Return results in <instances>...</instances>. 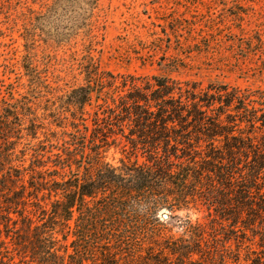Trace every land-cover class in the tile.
<instances>
[{
    "label": "trees",
    "instance_id": "1",
    "mask_svg": "<svg viewBox=\"0 0 264 264\" xmlns=\"http://www.w3.org/2000/svg\"><path fill=\"white\" fill-rule=\"evenodd\" d=\"M23 68L26 95L0 102V264H241L242 252L264 264V91L118 76L88 61L85 84L56 106L67 125L43 107L62 129L48 134L54 154L27 100L46 85L31 63ZM112 147L144 161L114 165ZM199 205L209 223L184 219L181 236L163 233L161 209L175 220ZM249 235L258 249L243 246ZM208 237L220 240L215 256Z\"/></svg>",
    "mask_w": 264,
    "mask_h": 264
},
{
    "label": "rangeland",
    "instance_id": "2",
    "mask_svg": "<svg viewBox=\"0 0 264 264\" xmlns=\"http://www.w3.org/2000/svg\"><path fill=\"white\" fill-rule=\"evenodd\" d=\"M25 61L46 85L27 100L36 104L38 124L46 135L41 145L49 151L56 143L48 134L61 137L62 129L54 118L43 116V107L50 109L46 114L60 113L58 123L67 125L69 113L58 112L56 106L62 94L85 84L82 67L88 61L118 76H166L202 87L226 84L244 92L264 91V0H0V102L26 95ZM84 118L80 129L91 125L88 116ZM128 150L112 147L105 158L114 165L120 159L144 161ZM34 155L25 153L26 163ZM56 155L47 160L49 165ZM196 207L176 212L180 218L175 220L161 209L163 233L181 236L179 223L184 219L209 223L205 207ZM216 228L219 232V225ZM131 232L136 233L130 229L127 234ZM249 238L243 239V246L258 249L259 238ZM208 240L213 255L220 253V240ZM226 245L234 249L236 242ZM243 258L242 252L241 264H246ZM228 264L235 263L230 259Z\"/></svg>",
    "mask_w": 264,
    "mask_h": 264
},
{
    "label": "water",
    "instance_id": "3",
    "mask_svg": "<svg viewBox=\"0 0 264 264\" xmlns=\"http://www.w3.org/2000/svg\"><path fill=\"white\" fill-rule=\"evenodd\" d=\"M163 216L166 218L167 217V214L164 213Z\"/></svg>",
    "mask_w": 264,
    "mask_h": 264
}]
</instances>
